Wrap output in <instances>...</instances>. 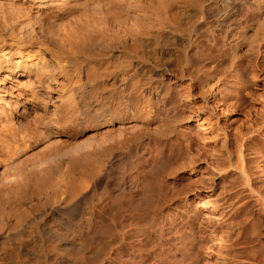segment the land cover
<instances>
[{
    "label": "bare ground",
    "instance_id": "6f19581e",
    "mask_svg": "<svg viewBox=\"0 0 264 264\" xmlns=\"http://www.w3.org/2000/svg\"><path fill=\"white\" fill-rule=\"evenodd\" d=\"M258 137L264 0H0V264H144L165 209H264Z\"/></svg>",
    "mask_w": 264,
    "mask_h": 264
},
{
    "label": "rangeland",
    "instance_id": "374dc122",
    "mask_svg": "<svg viewBox=\"0 0 264 264\" xmlns=\"http://www.w3.org/2000/svg\"><path fill=\"white\" fill-rule=\"evenodd\" d=\"M247 103L248 102H246L244 105H246ZM244 114L245 113L234 115V119H236V121L238 122L240 121L239 125L240 124L243 125L245 120L247 119L246 116H244ZM225 115H227V113L222 115L224 118L223 119L224 123L225 121L226 122L229 121V116H230V115L229 116L227 115L225 119ZM241 121H244V122L242 123ZM228 123L229 122L225 124H228ZM254 143L256 147L258 146L256 149L258 153L259 152L260 153L253 154V155L252 153H250L251 155L250 154L248 155V157L252 159L250 166L252 168L254 166V169L252 170H255L254 171L255 173L258 172V173L264 174V171H263L264 169H262L264 168V163H262V161L264 162V158H263L264 157V137H260V138L258 137ZM260 154H263V156H261ZM253 158L256 160H253ZM253 161L255 162L253 163ZM256 163L257 165H255ZM259 163L260 164L262 163V164L260 165ZM256 166L260 167V168L258 167L257 171H256V168H257ZM258 170L261 172H259ZM261 174L259 175L261 176ZM235 185L237 187L238 183L237 184L235 183ZM239 186L236 188L237 192H238V189L241 188V186L240 187ZM240 191H242V188ZM239 192L236 193L235 191V194H233L234 196H232L233 197L232 200H231V197L224 199L226 202L230 201L233 207H235L233 204L236 205L237 203H240V202L244 204L243 205L240 203L241 205H237L239 207L236 206L235 207L236 209L235 208L232 209V207L231 209H224V210L223 209H201L199 213L198 211H196L195 214L193 213H192L193 215L190 214L191 218H187V219H185V217L178 211H174L173 209H168V210L165 209V211L160 213L159 214L160 216L158 215V218H157L158 223L167 222V225H169V226H166L167 232L164 234L165 236H163L162 241L158 239L156 235H151V234L148 235V231L146 229H142V230L139 229L140 230L138 232V234H140L139 236L140 237L146 236V239L149 238L148 239L149 241L154 242L153 244L156 243L157 246L155 245L156 246L155 248L159 247L157 248V250L159 249L158 251L160 253V255H158L157 257H154V259L153 258L151 259L150 257L149 260H147L148 262L146 261L144 264H264V215H263L264 209H261L260 207H259L260 209H258L257 202L253 203V201H255L253 200L254 198H251V196L249 197V195L246 194L245 192L244 194L243 191H242V194L244 195H242V200L240 201L241 196ZM204 198L196 201L197 204L199 203L198 205L201 206V208H202V204L205 203L203 200L207 201V203L211 201L209 197H204ZM253 206H256V208ZM168 220H170L172 223L168 224ZM187 221L188 222L190 221L189 223L194 224L195 231L201 235L202 242L200 246L198 245V247L195 244H191V246H188L189 251L190 253L192 252V254H190L189 256H186V258L184 257H181V259L177 258L176 260H174L175 262L173 260L172 261L168 260L169 261L168 263L161 256L163 253V250L166 249L169 244L170 245L168 247H170L171 245H172L171 247H173L178 243V239L181 236H183L185 232L184 226L186 225ZM199 223L202 225L203 227L202 229H199L197 227ZM176 230L178 233L177 235H176ZM164 238L165 239L167 238V239L165 240ZM159 240H160V245H159ZM171 242H174V244ZM175 242L177 243L175 244ZM160 248L162 250H160ZM227 253L229 254V256ZM159 256L161 258H159Z\"/></svg>",
    "mask_w": 264,
    "mask_h": 264
}]
</instances>
